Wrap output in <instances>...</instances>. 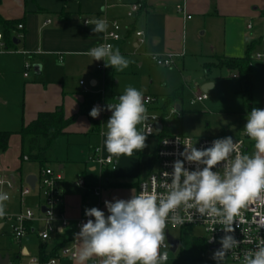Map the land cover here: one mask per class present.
Masks as SVG:
<instances>
[{
	"label": "crops",
	"instance_id": "crops-1",
	"mask_svg": "<svg viewBox=\"0 0 264 264\" xmlns=\"http://www.w3.org/2000/svg\"><path fill=\"white\" fill-rule=\"evenodd\" d=\"M134 3L137 1L1 0L0 16L4 20L20 21L23 30L17 31L18 41L15 48L8 50L5 47L4 51L0 50V76L6 78L8 74L11 75L6 79L9 85L0 86V132H11L13 136H20L18 133L23 126L35 121L40 113H52L62 109L66 119L76 116L74 123L66 129V134L46 153L45 167L36 162L38 175L34 174L31 165H26L27 173H23L22 149L19 155L20 163L12 159L2 160L0 177H10L15 183V188L11 191L0 188V191L10 195V199L5 202L6 214L16 215L29 208L38 211V217L35 216L36 218L27 224L26 236L35 237L34 243L26 238L16 241L12 236L19 246L20 258H26L28 261L30 258L38 259L43 247L46 253L50 254L59 245L75 246L77 252L79 241L75 234L80 231L81 223L87 221L85 209L97 207L107 215L105 200L129 199L132 193L136 194L140 181L155 170L160 139L177 136L165 133L162 122L168 110L166 115H163V107L160 117L156 114L162 130L156 136L146 138V147L142 151H135L131 157H113L115 169L102 167L91 161L94 155L103 158L109 156L103 148L105 137L102 133L106 131V110L103 105L104 94L99 90L100 80L97 72H106V69L98 70V66H101L99 64L96 67L90 65L93 60L87 55L91 48L100 44L104 32L94 33L92 28L95 25L92 21L107 19L120 23L125 38L115 43L114 49L118 48L121 54L133 51L140 59L151 60L154 57L177 54L180 56L177 60L184 59L187 55L206 60L204 72L205 67L210 66L211 73L210 77L204 76L206 83L211 85L215 82L211 79L213 69L225 70L226 75L239 80L235 73L218 67L219 60L243 58L249 47H253L252 108H264V0H145L146 10H142L141 14L131 20L127 13L129 5ZM179 6L184 7L185 14L178 10ZM186 16L191 18L188 20ZM87 20L90 21L88 25L85 23ZM133 26L135 31L144 33V44H140L135 31H131ZM27 63L41 66V73L36 74L40 76L38 81H28L30 76L24 77ZM73 71L79 73L78 85H72L67 80V75ZM21 73L23 79L20 78ZM15 81L19 89L12 86ZM81 82H84V85H81ZM18 90H22V95L17 94ZM198 92L202 91L197 90ZM86 94L101 96V102L95 105L101 108V113L98 118H93L99 123L98 127L89 118L79 114ZM172 95L166 98L164 106ZM181 102L177 101L170 106L171 114L173 109L182 113ZM16 106L20 108L16 109ZM142 127L143 125H138V128ZM218 138L224 137L222 135ZM58 143L64 146L65 151L56 154L54 147ZM44 145L45 141H42V146ZM97 148L101 151L98 152ZM46 167L59 172L63 178L60 188L62 202L57 211L64 214L69 222L68 227L63 230L59 228L53 233L57 236L52 244L51 236L48 241H42L40 238L45 224L41 220L44 201L39 176L41 170ZM28 176H35L37 183L35 189L30 188L29 194L23 196L21 192L28 186L25 182ZM81 179L84 180L85 187L78 185ZM97 187L102 189L99 197L94 193ZM36 189L38 197L30 198L32 191ZM26 197L28 208L24 203ZM60 225L59 221L55 222V226ZM4 228L5 225L1 224L0 234ZM161 252H164L163 247ZM100 259L93 257L86 264L100 263ZM168 261L169 259L166 263ZM57 264H76V259L62 258L59 255Z\"/></svg>",
	"mask_w": 264,
	"mask_h": 264
},
{
	"label": "clouds",
	"instance_id": "clouds-1",
	"mask_svg": "<svg viewBox=\"0 0 264 264\" xmlns=\"http://www.w3.org/2000/svg\"><path fill=\"white\" fill-rule=\"evenodd\" d=\"M91 23L95 25L94 33L107 31L106 20ZM87 55L94 61L103 60L105 67L116 71H123L130 63L111 44H100ZM145 104L143 92L132 86L125 88L116 102L108 103L111 116L102 135L109 160L131 157L146 147V134L138 128L148 119ZM100 113L101 108L94 106L89 115L98 118ZM246 121L244 133L254 142L251 154L241 153L232 137L215 139L210 147L203 149L195 147L190 140L185 141L180 153L183 159L173 162L171 173H163L164 192L142 187L129 199L105 200L107 215L97 207L86 208L85 216L89 219L81 223L80 231L75 234L79 241L76 264H86L93 257L101 258L100 264H166L168 252H161V248L168 246L167 225H184L196 214L205 223L220 225L224 235L212 258L223 264L228 253L240 244L234 235V225L241 222L243 210L264 208V108L253 107ZM177 143H181L178 138ZM185 162L195 168L190 170ZM8 199L9 195L0 191V218L6 215ZM215 230L216 227L209 229L211 233ZM208 239L215 241L213 236ZM242 264H264V238L244 254Z\"/></svg>",
	"mask_w": 264,
	"mask_h": 264
},
{
	"label": "rangeland",
	"instance_id": "rangeland-1",
	"mask_svg": "<svg viewBox=\"0 0 264 264\" xmlns=\"http://www.w3.org/2000/svg\"><path fill=\"white\" fill-rule=\"evenodd\" d=\"M260 49H263V45ZM122 55L130 61L129 66L123 71H116L112 67H105V63L102 60L94 61L92 58V64L90 63V65H94L95 67L99 64L106 69V72L97 71L100 80L99 90L104 94L103 105L106 110L105 125L111 116V112L107 110L108 103L116 102L119 95L123 94L125 88L129 86L141 90L144 98L150 97L156 100V103L146 106L147 115L157 114L159 117L166 98L172 95L174 91L181 90L183 96L181 102L183 108L182 113L180 115H172L169 108L167 109L168 114L166 118L163 122L161 120L166 134L188 136L198 139H215L222 135L223 137H232L233 139L243 137V128L247 122L246 115L253 105V93L250 103L251 106H248L246 98L242 93L240 81L226 75L225 70H212L211 79L215 82L212 83L214 88L207 91L208 100L202 104H192L191 102L195 98L197 90L202 91V87L209 84L206 83L204 76V62L206 60L187 55L184 59H175L174 66L158 67L153 60L140 59L137 55L133 54V51H127V53H122ZM140 61H142V65ZM31 66L33 68L34 64H31ZM23 69L24 67L21 72ZM28 74L30 76V80L28 81H38L40 78V76L35 74L33 69ZM10 76L8 74V77ZM20 76L23 79L22 73ZM8 77L4 78L0 76V86L9 85L6 80ZM67 80L72 85H78L80 80L79 73L77 71L70 72L67 75ZM12 86L19 89L17 81ZM21 91L18 90L17 94L22 95ZM19 108V106H16V109ZM25 148L26 145H24V150H26ZM21 149L22 141L20 136H12L8 151L6 153H0V166L3 165V158L12 159L18 163ZM54 150L56 154L65 151L61 143L56 144ZM22 165L24 174L27 173L26 165H31L33 166L34 174L38 175V164L36 162H23ZM36 197H38L37 189L32 191L30 198ZM27 198L24 199L26 207L28 206ZM29 209L38 217V211ZM166 231L180 243L175 253L171 252L169 247L164 248V251H167L169 256V261L166 264H217V261L212 258L213 253L203 241L205 235L202 228L188 227L183 230L166 228L165 233ZM12 236L10 224H6L2 234H0V256L3 259L9 257V264L28 263V259L19 257L20 249ZM56 236L55 234L51 235L52 239L50 240V244L53 243V239ZM25 238L28 240L31 239L32 243L35 241V237L24 236L22 239ZM199 243L202 244L201 247ZM223 264L233 263L223 261Z\"/></svg>",
	"mask_w": 264,
	"mask_h": 264
},
{
	"label": "built area",
	"instance_id": "built-area-1",
	"mask_svg": "<svg viewBox=\"0 0 264 264\" xmlns=\"http://www.w3.org/2000/svg\"><path fill=\"white\" fill-rule=\"evenodd\" d=\"M142 6L140 4L134 3L129 5V11L127 16L129 19L133 20L137 16L139 12H141ZM178 10L185 14V9L183 6H179ZM190 16H186V19H190ZM108 24L107 31L104 32L103 38L100 44H111L114 48V44L121 42L125 38V33L118 21H109L105 19ZM87 22V23H86ZM86 25L90 23V21H86ZM18 30H23V26L19 25ZM136 38L138 39L140 44L145 43V35L141 31L134 32ZM99 44V45H100ZM97 47V46H96ZM92 49V48H91ZM0 50H5V45L3 42V36L0 33ZM180 57L177 54H167L162 57H154L153 61L158 67H171L174 66V61L176 58ZM32 69V66L27 63L25 65V73L24 77L28 78V72ZM104 66H98V70H104ZM81 85H84V82H81ZM146 101L145 106H149L153 103H156L155 99L150 97L144 98ZM208 99V94L204 92H198L195 95V98L191 102L194 103H203ZM173 115H180L181 113L173 109ZM159 118L156 115H148V119L143 124V132L146 134V137H153L159 134L156 130V125L158 124ZM177 138L181 143H177ZM218 139V138H215ZM215 139H198L194 137L188 136H166L160 139L159 142V149L156 153V162H155V170L149 174L146 178L140 181L137 193L142 190V187L148 191H152L155 189L157 192H164L166 189L163 187L165 184V177L163 173L165 171L171 173L172 171V164L177 159H183L180 156V153L184 149L185 141H191L195 144V147L198 149H203L210 147L212 141ZM237 142L239 146V151L241 153L251 154L254 150V142L251 141L246 134L242 138L233 139ZM167 141V143H165ZM98 153V152H96ZM95 153V154H96ZM24 162H28V157H24ZM91 161L99 164L102 167H108L111 169H115V162L113 159L109 160L107 158L98 157L96 155L91 157ZM185 167L193 170L195 165H189L185 162ZM215 170V169H214ZM218 171H222V168H218ZM63 178L59 172L54 171L51 168H43L41 170L39 176V186L43 196V205L44 211L42 213V221L45 224L44 230L40 233V238L42 241H48L50 239L51 234L56 233L58 229H64L69 226V222L64 214H61L57 211L58 206L62 202L61 196V183ZM78 185L80 187H85V182L83 179L78 181ZM0 188L1 190L7 189L9 191L15 188V183L10 177H0ZM101 187H97L94 189V193L97 197L101 195ZM4 192V191H2ZM30 192V187L27 186L26 189L22 190L21 195L25 196L28 195ZM9 195V194H8ZM10 199V195H9ZM8 199V200H9ZM7 200V201H8ZM184 216V212L181 211L180 213ZM35 214L30 209H25L16 215H5L3 218H0V225L10 224L12 235L16 241H20L24 236L28 233L27 224L32 222L35 219ZM86 220L89 217H85ZM60 222V227L55 226V222ZM188 227H200L204 231L205 239L203 241L209 248V250L214 253L217 249L221 247L219 240L224 235V233L220 229V225L213 226L210 223H205L198 214L194 215V218L191 222H185L184 225H175L169 223L166 228H175L183 230ZM212 227H216L215 232L211 233L209 229ZM235 228V238L240 241V244L237 248L233 249L228 255L225 257V262H230L233 264H242V260L244 254L255 248V244L258 243L259 239L264 238V208H256V207H249L243 210V218L241 222L237 225H234ZM215 237L214 242H209V237ZM164 248V247H163ZM213 248V250H211ZM76 249L75 246L68 247L63 246L60 250V257L62 258H71L76 259ZM169 259V257H168ZM28 264H39V259L37 258H30ZM48 264H57V259L51 260ZM92 264H100L99 262H93Z\"/></svg>",
	"mask_w": 264,
	"mask_h": 264
},
{
	"label": "trees",
	"instance_id": "trees-1",
	"mask_svg": "<svg viewBox=\"0 0 264 264\" xmlns=\"http://www.w3.org/2000/svg\"><path fill=\"white\" fill-rule=\"evenodd\" d=\"M137 4L142 6V10H146L145 0H136ZM1 5V0H0ZM139 12V14L142 13ZM20 21L4 20L0 16V31L3 36V42L6 49L15 48V43L18 41L17 31ZM131 31H135V26ZM253 47L247 50L245 57L237 59H222L219 60L218 67L226 68L227 70L235 73L242 85V93L246 98V103L251 106L252 92H253V70L251 65V55ZM210 66L205 67L206 77H210ZM182 91H176L171 97L168 98L166 106H164L163 115H166L167 109L177 102L182 101ZM101 102L100 95L86 94L84 95V102L80 106V115L86 116L96 126L99 123L95 122L89 115L91 109ZM76 116L71 119H66L62 109L52 113H40L35 121L27 126H23L18 133L22 140L21 160L28 157L29 161L38 162L42 167H45V155L51 149L53 144L63 135L66 134V129L74 123ZM14 134L11 132H0V153H6L9 149L11 138ZM42 141L45 145L42 146ZM26 145V150H24ZM201 247L202 244L199 243ZM63 245L57 246L50 254L46 253L45 247L41 249L39 254V264H48L53 259H58L59 253Z\"/></svg>",
	"mask_w": 264,
	"mask_h": 264
},
{
	"label": "water",
	"instance_id": "water-1",
	"mask_svg": "<svg viewBox=\"0 0 264 264\" xmlns=\"http://www.w3.org/2000/svg\"><path fill=\"white\" fill-rule=\"evenodd\" d=\"M35 74H40L41 73V66L39 65H35L33 67ZM213 87V85L211 84H206L202 87V92L207 93L208 90H210ZM156 130L158 133L161 132L162 130V126L161 124H157L156 125ZM26 184L31 188V189H35L36 183H37V178L35 176H28L25 180ZM45 210V209H44ZM165 243L169 246L171 252L175 253L178 248H179V241L176 240L175 238H173L168 231H166L165 233ZM213 250V248L211 249ZM0 264H9V257H6L5 259H3L0 256Z\"/></svg>",
	"mask_w": 264,
	"mask_h": 264
}]
</instances>
